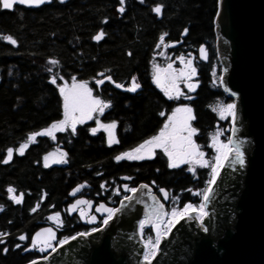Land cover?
I'll list each match as a JSON object with an SVG mask.
<instances>
[{"label":"trees","instance_id":"16d2710c","mask_svg":"<svg viewBox=\"0 0 264 264\" xmlns=\"http://www.w3.org/2000/svg\"><path fill=\"white\" fill-rule=\"evenodd\" d=\"M157 6L160 14L153 11ZM121 7L123 12L118 10ZM217 10L218 0H124L123 5L120 0H48L39 6L15 4L11 10L0 5V264H28L41 258L29 250L32 235L49 214L61 213L70 201V190L82 183L98 188L100 182L113 179L120 185L119 176L124 175L130 188L143 183L153 184L155 191L167 190V212L174 204L181 209L201 203L211 167L193 171L186 166L169 168L167 157L160 152L135 164L116 162L113 157L133 147L127 142L136 138V128L142 130L148 123L160 126L166 118L159 117L161 110L169 114L187 106L193 110L192 124L198 131L194 143L206 152V162L212 165L213 151L208 144L215 124L224 131L228 128L213 109L232 102L219 83L214 28ZM183 31L186 35L181 38ZM101 32L103 38L97 42L93 37ZM171 43L176 46L169 47ZM162 45L168 48L163 54ZM199 45L206 46L208 62L195 63L196 88L188 94L190 98L165 99L150 84L152 67L161 68L180 53L196 54ZM50 60L58 63L53 66ZM100 73L123 86V92L115 91L114 103L123 113L122 124L131 127L126 141L104 146L100 138L83 133L75 140L57 138L56 143L66 151V164L44 167V157L53 148L51 140L37 136L30 142L28 137L64 119L58 89L61 80L93 87ZM53 77L55 84L49 82ZM133 77L140 90L131 95L126 89L132 86ZM25 144L21 155L17 150ZM10 148L15 152L3 163ZM9 188L15 192L10 194ZM10 195H22L21 203H15ZM61 215L57 243L92 229L77 225L72 216ZM142 235L147 239L151 230L144 229ZM176 264H183V258Z\"/></svg>","mask_w":264,"mask_h":264},{"label":"water","instance_id":"95a60500","mask_svg":"<svg viewBox=\"0 0 264 264\" xmlns=\"http://www.w3.org/2000/svg\"><path fill=\"white\" fill-rule=\"evenodd\" d=\"M214 28L215 52L222 68L220 86L223 93L233 99L236 108L237 120L230 139L232 146L239 147L244 164L241 166L236 161L234 153L230 155L215 187H210V198L203 200L206 215L202 222L192 213L175 224L162 237L152 264H176L178 258H183V264H264V0H218ZM185 35L183 31L181 38ZM187 55L192 59L196 56L200 63L208 62L205 45H199L196 54ZM185 64L180 65L185 68ZM61 84L68 86L64 80ZM112 85L115 87V83ZM192 85L195 89L196 83ZM86 187L83 184L72 188L68 197L74 198ZM77 188L80 190L75 191ZM134 190L123 196L116 207H106L115 210L107 224L104 220L109 213L102 208L93 210L98 219L103 218L95 228L97 231L74 235L61 240L67 241L61 244V241L56 243V233L51 227L38 229L32 238L37 233L44 235L35 245L32 242L29 249L43 244L48 247L37 250L42 257L28 264H145L146 242L141 223L150 226L154 234L157 226L151 222L166 218L169 195L167 190L158 189L159 200L152 186L143 183ZM76 201L68 206V214L74 212L72 206ZM90 207L88 203L86 211H82L84 215ZM82 212L79 213L81 220ZM47 229L54 234V239H48Z\"/></svg>","mask_w":264,"mask_h":264},{"label":"snow or ice","instance_id":"6c2138e0","mask_svg":"<svg viewBox=\"0 0 264 264\" xmlns=\"http://www.w3.org/2000/svg\"><path fill=\"white\" fill-rule=\"evenodd\" d=\"M48 2V0H0V5H2L3 9L11 10L15 4H21L26 6H39ZM63 2V0H61ZM144 0H141L143 3ZM120 4H124V0H120ZM120 12H123V7L118 9ZM156 14L161 13V7L157 6L153 9ZM103 32L97 34L93 37L94 40L99 42L103 38ZM10 44L15 45L16 41L11 37L5 38ZM161 42H163L164 37H160ZM201 53H204V49L201 48ZM131 55V53H129ZM181 62L184 63V58L181 57ZM49 63L55 66L58 62L56 60H50ZM49 72L52 71L51 68L48 69ZM99 75L103 76V73ZM195 75V68L192 67L191 60L187 61L185 64V69H181L179 73L175 72L172 69V65L169 64L167 68L161 69L159 66H154V74H153V82L157 87L164 92L165 96L168 97L169 100L179 99L184 93L181 92L178 81L181 79L189 80L192 76ZM105 79L111 81V77H105ZM132 86L128 87L126 91L135 92L140 85L135 81V77L132 78ZM51 83H56V78L53 77ZM97 85H102L104 83V79L98 80ZM189 91L194 90V86L192 84L186 85ZM115 87L121 88L123 87L120 84H115ZM60 94L64 99V119L53 123L49 128L36 132L28 137V140L35 141L37 136H52L54 132H62L68 128L72 129V132L75 133L76 125L78 123H83L86 119H92L94 112H99L103 114L104 109L108 108L110 105L101 101L98 98H94L92 95V91L88 88L86 83H76L74 82L71 88L67 86L59 88ZM234 105L228 104L226 106L220 107L219 109H213V111H219L220 118L224 119V114L235 116ZM79 113V116L76 115ZM163 115V113H161ZM195 119L193 115V110L190 107H177L173 113L167 117V122L164 124L163 128L160 130L158 135L152 137L149 140L144 141V143L140 144L138 147L132 149L129 152L122 153L115 157L117 162L122 160H145L151 159L155 150L157 148L163 150V152L168 157V167L169 168H177L181 164H195L200 167H211V181L210 184H214L219 176V170L224 166L225 162L229 159L230 154L235 155L236 161L243 166L244 159L242 153L238 146H232V141L229 139L228 143H220L216 138L213 139L212 147L216 149L217 155L215 157V164L209 165L204 160V153L201 152L198 146L193 142L192 137L196 134V129L193 128L190 122ZM97 124L100 128H103L104 131L107 132L109 145L118 143L119 141L116 139L115 129L117 127L116 123H110L107 125L100 124L99 120H97ZM98 129H92L93 134ZM27 145H22L19 150L20 154L23 155V150ZM13 154V150L8 149L7 158L4 159L3 163H8L11 160ZM65 153H59L58 156L56 154H49L44 157V167H49L51 163H65L64 159ZM191 170V169H190ZM103 187V185H101ZM77 188L75 191H79ZM135 191V190H133ZM163 191V190H162ZM8 192L10 194L14 193L15 190L13 188H9ZM211 192V188L205 191L203 194L204 201H207L209 197V193ZM75 192L73 193V195ZM9 198L13 200L15 203L19 204L22 200V195L17 197L15 195H10ZM128 199H131L130 197ZM86 201L78 200L76 204L72 206V210H75L77 205L85 204ZM101 208L104 206L101 205ZM35 209H33L34 211ZM106 212L109 213L108 218L104 220V224L108 223V220L111 219V216L115 210L113 209H105ZM196 213L195 219L202 221L206 215L205 207L203 204L199 206V208H194L191 204H186L183 210H173L169 215L170 218L167 221V224L172 227L175 224L179 223L180 220L185 219L186 217H190L192 213ZM83 216L84 213L82 212ZM49 219L59 220V214L54 217H49ZM94 219V218H93ZM159 219V217H158ZM92 221L90 220L89 223ZM141 227H143V222L141 223ZM169 227V231H170ZM98 229H94L93 231H97ZM47 233L48 239H54V234L50 229L45 230ZM167 233L165 232L164 235ZM43 233H37L35 237L32 238V242L35 245L38 238H40ZM81 236L87 235L86 233H81ZM20 240H24V236L19 237ZM72 239H75L73 237ZM67 241H61L60 243H66ZM161 242V233L159 230L157 231V239L155 241V245L149 246L145 245V254L144 261L145 264H152V259L157 255V251ZM6 251V249H5ZM35 264V262H33Z\"/></svg>","mask_w":264,"mask_h":264},{"label":"flooded vegetation","instance_id":"af4514ba","mask_svg":"<svg viewBox=\"0 0 264 264\" xmlns=\"http://www.w3.org/2000/svg\"><path fill=\"white\" fill-rule=\"evenodd\" d=\"M175 46H173V47H175ZM166 49H168V48H166L165 46L162 45L160 53L161 54L165 53ZM181 57L184 58L183 64H185L187 61L191 60L192 67L195 68V63L197 62L196 56L192 59L190 56L187 55V53H185V54L180 53L176 56H172L170 58V61H168L163 67H161V69H164L168 64H172V69L175 72L179 73L181 69H185L183 66L180 65L182 63L181 59H180ZM153 74H154V67H152L151 83L150 84H151V86L154 87V90H158L157 87L155 86L154 82H153ZM195 76H196V74L194 76H192L191 79H189V80L181 79L178 81L179 88H180L181 92L184 93V95H182L179 99H172L171 101H173V100L178 101V100H184L185 98L186 99L190 98V97H188V94L193 93L194 90L192 92H190L186 85L195 83L194 82ZM105 77H107V76H99V78L94 81V86L88 87V88L92 91V95L94 98H98L101 101L108 103L110 106L108 108L104 109L103 114H100L98 111L94 112L92 114L93 115L92 119H87L84 123H78L76 125L75 133L72 132L71 128H68L65 131L54 132V134L52 136H48V138L51 140V142L53 144L52 151L50 152L51 154H56L57 156L61 152L66 154V151L62 148V145L56 143L57 138L62 139V138L70 137V139L75 140L76 137L78 135H80L81 133H83L89 137L100 138L102 140V144L104 146H117V145H120L126 141V139L128 137V136L126 137V135L130 134L131 127H127L126 125L122 124V122L120 120L123 117V113L120 111L119 107L115 106V103H114L116 100V97L114 96L115 91L120 92V93L123 91H121L120 88L114 87L112 85V83H113L112 81L104 82L102 85L98 86L96 82L98 80L105 79ZM139 90H140V88H138L135 92H137ZM135 92H130L129 94L133 95V94H135ZM159 92L162 93V95L165 99L169 100L168 97L165 96L163 91H159ZM161 113H163V115H161ZM172 113L167 114L166 110H161L159 112L158 115L160 118L164 117L166 115L165 120H163L161 122L160 126H158L155 123H148L142 127V130L140 129V127L136 128L135 134H134L136 136V138L135 139L132 138L131 140H129L127 142L128 143L127 145H129L132 142L133 147H130L125 152L131 151L132 149L138 147L144 141L149 140L152 137L158 135L160 130L163 128L164 124L167 122V117L170 116ZM97 120H99L100 124H102V125H107V124H110L113 122L116 123L117 127L115 129V134H116V139L119 141L118 143L109 145L107 132L104 131L103 128H100L98 126ZM190 124L193 127L192 121L190 122ZM92 129H98V130L95 132V134H93ZM197 132L198 131L196 130V134H197ZM194 136L192 137L193 142H194ZM69 144H70V142H69ZM158 152L164 154L167 157V155L163 152V150L157 148L155 150L152 158H154ZM116 156L117 155H115L113 157L114 161H116L115 160ZM66 158H67V154L65 155L64 159L66 160ZM151 159L122 160V161H126L127 163H134L135 164V163H140L142 161H149ZM167 159H168V157H167ZM49 163H50V166H65V164H66V163L54 164V163H51V161H49ZM43 165H44V161H43ZM184 166H186V164H181L179 167H184ZM189 171H193V170H189ZM119 180L122 181V183L120 185L116 184V181H114L113 179H110L109 181L100 182L98 185V188H96L95 186L94 187L89 186L87 183H82L80 186H82L83 184H86L87 187L81 188L80 192L74 198H69L70 201L61 209V213L68 215V216H72L74 221L76 222V224L83 227V228L90 227V225H93V224L94 225L98 224L100 219H98V217H96L93 210L96 208L101 210L100 204L104 205V207L102 209H106V207L117 206L121 200V196L123 195V191L124 190L127 191L129 189V188H127V186L129 187V181L130 180L127 179L126 176H124V175L119 176ZM101 185H103V187H101ZM41 200L43 201L44 199L41 198ZM76 200H84L87 203H85V205L83 207L76 208L72 214H68V212H67L68 206L73 204ZM88 203H91L90 211L86 212L84 217H83V220H81L79 217V213L82 211H86V206ZM165 211L167 213L166 205H165ZM61 213L56 212L54 214H49L48 220L43 222V226H41L40 228L51 227L54 230V232L56 233L58 230V227L61 224H63V217H62ZM57 214H59V220L49 219V217H54ZM90 220L92 221L91 223H89ZM153 226H157V225H153ZM157 228H158V226H157ZM144 229L145 230H148V229L151 230V227L150 226L145 227ZM80 233H83V232H78L76 235H78ZM151 234L153 235L152 230H151ZM56 235H57V233H56ZM31 246H32V244H31ZM47 247H48V244H43V245L33 246L32 250H34L38 254L37 250H42V249H45ZM32 250H30V251H32Z\"/></svg>","mask_w":264,"mask_h":264},{"label":"rangeland","instance_id":"374dc122","mask_svg":"<svg viewBox=\"0 0 264 264\" xmlns=\"http://www.w3.org/2000/svg\"><path fill=\"white\" fill-rule=\"evenodd\" d=\"M61 1V0H60ZM64 1V0H63ZM216 59H217V61H218V65L220 64V59H219V57H218V55H217V51H216ZM219 74H220V77H221V73H222V68H221V66L219 65ZM220 77H219V81H220ZM74 82L72 81V82H70V84L67 86L68 88H71V86H72V84H73ZM220 83V82H219ZM60 87H62V85L60 84L59 86H58V89L60 88ZM62 98H63V96H62ZM230 104H233V99H232V102L230 103ZM234 105V104H233ZM182 107H184V106H182ZM63 108H64V99H63ZM235 110H236V108L234 107V112H235ZM76 115L77 116H79V113H76ZM217 118L221 121V122H227L228 123V131L227 132H225L224 131V129H222V128H219V125H218V127H216V129L214 130V133H213V135H211L210 136V138H209V144H208V147H210L211 149H212V151H213V158H212V165L213 164H215V157H216V155H217V152H216V149L214 148V147H212V142H213V139L214 138H216L220 143H228V141H229V139H230V137H232V133H233V128H234V126H235V121L237 120V118L235 119L233 116H232V118H231V115H228L227 113H225L224 114V119H221L220 118V113H219V111H218V113H217ZM87 120V119H86ZM86 120H84V122L86 121ZM83 122V123H84ZM225 132V133H224ZM223 135H226V139L225 140H223L222 139V136ZM21 149V148H20ZM20 149H18L17 150V152L20 154V152H19V150ZM13 150V149H12ZM15 152V150H13V153ZM201 152H203L204 153V160L206 159V152L205 151H201ZM8 153V152H7ZM13 155V154H12ZM6 158H7V156H6ZM205 162H206V160H205ZM226 163H227V161L225 162V164H224V166L223 167H225V165H226ZM186 166H187V169L188 170H196V169H198L200 166H198V165H195V164H186ZM222 167V168H223ZM221 168V169H222ZM221 169L219 170V172L221 171ZM211 170H210V175H209V181H208V184H207V188L205 189V191L206 190H208L210 187H212L213 185H214V187H215V185L216 184H210L209 182L211 181ZM217 183V182H216ZM212 185V186H211ZM205 193V192H204ZM204 199H203V196H202V199H201V203L198 205V206H196L195 208H199V206L201 205V204H203V201ZM174 202V201H173ZM175 203V202H174ZM175 205V204H174ZM185 206V205H184ZM184 206H183V208H184ZM174 208V206L172 207V209ZM206 212V211H205ZM146 240H148L149 242H151V240H152V235H150V236H148V238L146 239Z\"/></svg>","mask_w":264,"mask_h":264},{"label":"built area","instance_id":"2783aa9c","mask_svg":"<svg viewBox=\"0 0 264 264\" xmlns=\"http://www.w3.org/2000/svg\"><path fill=\"white\" fill-rule=\"evenodd\" d=\"M151 186H152V189H153V184H151ZM136 187V186H135ZM135 187H132V188H130V189H128L127 190V192H126V194L124 195V196H126V195H128L129 193H131L134 189H135ZM153 191H154V193H155V196L159 199V197H158V195L156 194V192H155V190L153 189ZM160 200V199H159ZM194 207V206H193ZM195 208V207H194ZM183 210V207L181 208V209H176V205H174V208L172 209H170V211L167 213V216H166V218L164 219V220H153L152 222H151V225H157L158 226V228L156 229V232L152 235V240H151V242H149L148 240H146L144 237H143V235H142V237H143V239L145 240V242H146V244L147 245H149V246H152V245H155V241H156V239H157V231L159 230V232L161 233V240H162V237L164 236V233L166 232V233H169L170 231H171V229L173 228V226L172 227H170L168 224H167V221L169 220V218H170V213L173 211V210ZM195 213V212H194ZM103 220V218L102 219H100V221H99V223H98V225H96V227H94L93 229H95V228H97L98 226H100V224H101V221ZM169 227H170V231L168 230L169 229ZM144 228H145V226L143 225V227H141V230L143 231L144 230ZM93 229H91V230H93ZM90 231V230H89ZM160 244H161V242H160Z\"/></svg>","mask_w":264,"mask_h":264},{"label":"bare ground","instance_id":"6f19581e","mask_svg":"<svg viewBox=\"0 0 264 264\" xmlns=\"http://www.w3.org/2000/svg\"><path fill=\"white\" fill-rule=\"evenodd\" d=\"M231 118H232V116H231ZM234 118H235V116H234ZM191 215H192V214H191ZM186 218H188V217H186ZM186 218H185V219H186ZM199 222H202V221L199 220Z\"/></svg>","mask_w":264,"mask_h":264}]
</instances>
